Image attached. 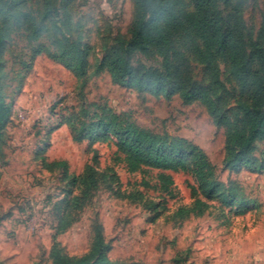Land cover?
I'll use <instances>...</instances> for the list:
<instances>
[{
    "label": "rangeland",
    "instance_id": "374dc122",
    "mask_svg": "<svg viewBox=\"0 0 264 264\" xmlns=\"http://www.w3.org/2000/svg\"><path fill=\"white\" fill-rule=\"evenodd\" d=\"M215 8L246 37L259 34L264 46V0H218ZM134 9V0H69L66 26L58 25L70 37L66 45L89 50L85 84L46 54L21 71L19 61L27 52L23 36L4 54V91L12 109L0 131V264H55V246L62 254L83 258L91 251L97 226L116 264H264V171L226 163V129L201 103L139 92L114 83L107 71L94 72L105 49L128 34ZM55 32L51 28L42 37L49 47ZM131 58L155 67L163 61L155 51H133ZM219 62L218 94L234 111L238 88L227 63ZM191 67L193 79L207 85L204 67ZM104 105L156 135L199 146L218 180L239 186L241 202L227 207L209 201L201 215L176 217L179 207L198 197L192 174L169 172L174 190L167 195L156 171H127L115 137L94 144L74 140L66 123L69 113L85 106L93 114ZM251 154L264 160V139L255 142ZM95 160L100 182L90 192L73 188L63 167L48 166L65 161L70 173L80 175ZM68 196L77 201L67 211L62 201Z\"/></svg>",
    "mask_w": 264,
    "mask_h": 264
},
{
    "label": "trees",
    "instance_id": "16d2710c",
    "mask_svg": "<svg viewBox=\"0 0 264 264\" xmlns=\"http://www.w3.org/2000/svg\"><path fill=\"white\" fill-rule=\"evenodd\" d=\"M217 1L134 0V17L128 34L105 49L103 57L93 65L94 72L107 71L114 83L139 92L168 98L179 95L186 104L201 103L214 123L226 129V163L233 168L244 166L263 172L264 160L251 153L255 142L264 139V46L259 43V34L254 37L250 33L246 37L226 21L215 8ZM68 4L69 0H0V131L12 109V102L6 101L8 94L4 91L7 68L4 54L11 53L19 36L26 40L27 50L19 61L21 71L30 68L37 56L46 54L71 69L82 84L89 79V50L73 43L66 45L70 37L58 25L61 22L66 26ZM51 28L56 32L49 47L42 37ZM133 51H155L162 58V65L135 63L131 58ZM27 56L29 60L25 61L23 58ZM219 61L227 63L238 88L234 111L224 105L218 94ZM192 63L204 67L207 85L193 79ZM66 123L77 142L89 140L94 144L115 137L120 161L127 171H156L161 178L158 185L167 195L174 190L173 174L169 172L192 174L193 194L198 197L190 205L179 207L176 217L201 215L209 208V201H218L227 207L241 202L239 186L219 181L206 152L187 139L156 135L105 105L97 106L93 114L82 106L79 112L69 113ZM96 162L88 164L80 175L70 173L65 161H54L48 166L63 167L73 188L90 192L100 182ZM142 180L147 183L144 177ZM74 200L76 203V198L63 199L62 205L67 211ZM52 257L55 264H116L108 256L100 226L96 227L91 251L83 258L62 254L57 246Z\"/></svg>",
    "mask_w": 264,
    "mask_h": 264
}]
</instances>
